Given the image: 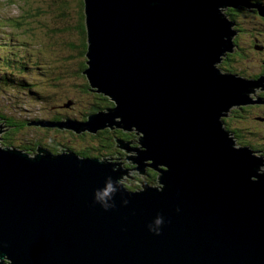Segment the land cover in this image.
Listing matches in <instances>:
<instances>
[{"label": "water", "instance_id": "obj_1", "mask_svg": "<svg viewBox=\"0 0 264 264\" xmlns=\"http://www.w3.org/2000/svg\"><path fill=\"white\" fill-rule=\"evenodd\" d=\"M82 4V74L89 90L114 107L82 122L33 125L74 134L134 130L136 169L155 170L157 186L128 191L122 185L116 207L104 211L93 193L108 176L126 175L116 163L69 150L37 147L29 155L0 146L2 255L12 264H264V161L235 147L220 122L232 108L253 103L250 95L264 88V77L217 68L233 53L237 34L226 10L242 6L264 17V4ZM158 215L164 223L154 235L148 226Z\"/></svg>", "mask_w": 264, "mask_h": 264}, {"label": "rangeland", "instance_id": "obj_2", "mask_svg": "<svg viewBox=\"0 0 264 264\" xmlns=\"http://www.w3.org/2000/svg\"><path fill=\"white\" fill-rule=\"evenodd\" d=\"M261 1L248 0L251 4H264V0ZM78 5V0H0V73L11 69L16 74L15 80H21V74L31 89L0 87V116L19 127L11 132L15 146L38 140L48 143L53 138L63 137L37 127L33 129L27 123L49 118L55 113L53 107L69 100L75 102V109L56 114L77 117L90 102V98L80 92L82 80L79 73L83 59L72 51L79 38ZM243 9L237 21L244 34L249 38L264 30L259 19L248 14V8ZM260 38L264 39V35ZM248 56L254 55L250 53ZM240 66L242 74L251 73ZM68 144L79 150L94 146L89 139L73 140Z\"/></svg>", "mask_w": 264, "mask_h": 264}, {"label": "flooded vegetation", "instance_id": "obj_3", "mask_svg": "<svg viewBox=\"0 0 264 264\" xmlns=\"http://www.w3.org/2000/svg\"><path fill=\"white\" fill-rule=\"evenodd\" d=\"M243 8L244 7L242 6L238 7V13L243 12L245 10ZM247 13L257 17V19H259V21L261 22V25L264 26V17L259 16L254 9L248 8ZM234 30L237 31V34L233 39V53L227 54L225 58L222 59V62L217 66L218 70L221 73L236 74L244 79L255 80L259 77L263 78L264 39L260 37L262 36V34L264 35V30L261 29L255 33L256 35H251L248 38L244 34V30L240 26L239 22H237V20H235ZM250 53H252L254 56L248 58V54ZM235 58H237V60ZM85 61L86 60H83L82 63ZM243 63H245L246 65H242ZM239 66H244L245 68L242 67V69L244 71L246 69V71H249L251 73L249 75L242 74V72L239 70ZM85 68L86 65L82 70L80 69L79 73L80 79L82 80L80 92L82 95L89 97L90 102L86 105V107L83 108L82 111H79L78 116L70 117L68 115L56 114L75 109V102L71 101L72 105L69 108H64V104L58 105L56 107H53V111H55V113L49 118L34 120L62 121L64 119L70 118L82 122L85 121L86 117L91 114L114 107L113 102L109 98H106L101 94H97L89 90L87 80L82 74ZM250 96V100L253 102L252 104L232 108L226 116H223L220 119V122L224 131L228 133L229 138L234 142L235 147L248 148L254 158L264 161V128L262 127L264 126V88L262 90L261 88H259ZM257 100H259L260 102L255 103V101ZM5 123L9 122L0 123V136L4 133H7L10 136H8V138H10L12 141L10 142L11 144H2L3 137H1V147L16 148L26 152L29 155H33L37 147H41L45 150L50 151L52 154H59L63 151L69 150L75 154L77 153V155L79 154V157L106 159L112 163H116L125 171L126 175L122 179L124 181L123 186L124 188H126V190L137 191L140 189L141 185L152 187L157 186L156 179L158 174L155 170L149 167H143L144 169L141 174L136 169L138 164L134 162V157H136V155L133 151L139 149L140 146L139 136L135 133L134 130L124 131L113 126L112 128L99 130L95 134H91L88 132L74 134L73 132L68 130L60 131L57 129L37 127V129L39 128L40 130L53 132L64 136L60 137L59 139H51V141L48 142L49 144L43 142L40 143L39 141L28 143L29 149H26V147H24V144H18L17 146L13 145L14 138L11 137V132L14 133L16 129H19L18 125H16V128H8ZM29 127L34 129L36 126H34L33 123L30 122ZM65 137L66 139H64ZM84 139H89L92 143H94V146H91L90 149L87 150L88 155L86 156L80 155L81 150L68 144V142L72 143L73 140L82 141ZM59 140L64 141V143ZM117 141H120V143H118ZM122 144H124V147ZM145 164H148V162H145Z\"/></svg>", "mask_w": 264, "mask_h": 264}, {"label": "trees", "instance_id": "obj_4", "mask_svg": "<svg viewBox=\"0 0 264 264\" xmlns=\"http://www.w3.org/2000/svg\"><path fill=\"white\" fill-rule=\"evenodd\" d=\"M260 2H262L261 0H258ZM78 25H77V31H78V45L76 47L72 46L73 49L72 51L74 50V53L76 54L77 57L84 59V53H85V32H84V27H83V4H82V0H78ZM257 3V2H255ZM262 4V3H260ZM225 14L227 15V17L234 23L235 25V20H237V16L238 14V11L237 9H227ZM239 22V21H237ZM85 67V62L81 63V70ZM1 71V70H0ZM0 87H2L3 89H13V88H16V87H19V88H25L27 91H30V86L28 83H26L25 81H23V77L22 75L20 74L19 75V78L21 80H15L16 78V74L15 73H12L11 69H8V70H5L4 73H0ZM35 97H37L36 94H34ZM38 98V97H37ZM71 101V100H69ZM37 121H40V120H31L29 121L27 124H29L30 122L31 123H36ZM47 121V120H46ZM1 122H7L6 119L2 116H0V123ZM6 126L8 128H16V125H14L12 122H9V123H5ZM26 124V125H27ZM8 134L5 133L2 138V144H11L10 142L12 141L10 138H8ZM40 143H42V140H38ZM36 142V141H35ZM50 142V141H49ZM49 144V143H48ZM67 145V144H66ZM69 146V145H68ZM24 147H26V149H29V145L28 143L26 142V144H24ZM90 149V147L88 146H85V147H81V152H80V155L82 156H86L88 155V152L87 150ZM79 151V150H77ZM86 152V153H85ZM83 153V154H82ZM77 154V153H76ZM79 155V154H78Z\"/></svg>", "mask_w": 264, "mask_h": 264}, {"label": "clouds", "instance_id": "obj_5", "mask_svg": "<svg viewBox=\"0 0 264 264\" xmlns=\"http://www.w3.org/2000/svg\"><path fill=\"white\" fill-rule=\"evenodd\" d=\"M84 27V26H83ZM86 60V59H85ZM115 172L116 169H113ZM124 181L121 177L113 180L112 176H108L104 181L102 188L96 189L93 193V202L98 204L104 211H109L116 207L114 197L116 193L122 189ZM163 188V185H161ZM128 201L126 199L121 200V206H126ZM179 211V209H177ZM164 223L162 216L158 215L152 224L148 226V230L154 235H160V229ZM3 244H0V264H12V261L6 256L2 255Z\"/></svg>", "mask_w": 264, "mask_h": 264}, {"label": "bare ground", "instance_id": "obj_6", "mask_svg": "<svg viewBox=\"0 0 264 264\" xmlns=\"http://www.w3.org/2000/svg\"><path fill=\"white\" fill-rule=\"evenodd\" d=\"M259 103V102H258Z\"/></svg>", "mask_w": 264, "mask_h": 264}]
</instances>
